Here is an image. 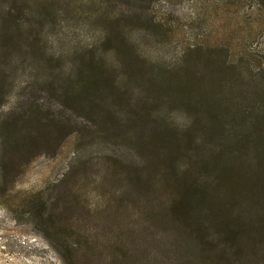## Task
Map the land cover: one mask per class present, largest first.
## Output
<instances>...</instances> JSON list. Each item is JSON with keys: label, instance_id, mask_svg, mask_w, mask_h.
I'll return each instance as SVG.
<instances>
[{"label": "rangeland", "instance_id": "374dc122", "mask_svg": "<svg viewBox=\"0 0 264 264\" xmlns=\"http://www.w3.org/2000/svg\"><path fill=\"white\" fill-rule=\"evenodd\" d=\"M36 2H0L5 13L7 7L11 11L15 7L22 22L37 23L38 46L44 56L56 61L58 71L49 81H54L52 95L49 83L43 80L44 68L36 69L31 58H16V68L7 66L12 83L10 89H1L0 103L4 106L0 115H9L14 127L21 122L32 125L33 131L28 134L22 128L26 140L10 138L9 142L1 140L0 133V173L8 165V177L0 176V264H65L55 247L57 242L79 240L86 228L94 235L101 227L113 229L129 222L132 211L127 203L113 215L106 211L109 195L121 191L123 185L119 176L107 174L108 168L99 161L104 155L119 153L123 158L119 168H140L138 151L127 136L122 140L112 136L119 127L114 125L112 130V119L123 124L127 116L136 119L137 111L140 116L146 114L147 121L133 141L178 140V130L186 133L190 128L189 140H217L212 130L205 131L203 121L209 110H202L204 97L214 88L212 68L223 72L231 58L243 53L241 68L243 65L244 73L250 70L251 74L245 86L250 90V86H259L262 93L264 82V0H48L40 12ZM114 21L117 25H110ZM112 43L145 70L146 80L150 77L154 81L148 85L134 76L139 87L148 85L145 91L139 93L132 78L125 83L127 75L110 51ZM213 45L220 47L214 61L190 76L188 66L194 61L188 60L191 50L209 60L207 46ZM85 54L114 63L110 77L130 93L136 107L104 102L93 112L86 110L89 105L75 107L65 101L60 94L72 96L81 87L76 80L81 75L73 73L71 62ZM92 67H85L83 76ZM103 69L99 72L104 75ZM37 79L41 82L36 83ZM223 86L212 92V100H230L246 88L242 81L233 79ZM33 102L41 104L39 111L28 110L35 106ZM50 117L55 119L52 123ZM164 120L167 123L163 124ZM145 160L152 162L149 157ZM76 253L81 264H90L80 249Z\"/></svg>", "mask_w": 264, "mask_h": 264}, {"label": "trees", "instance_id": "16d2710c", "mask_svg": "<svg viewBox=\"0 0 264 264\" xmlns=\"http://www.w3.org/2000/svg\"><path fill=\"white\" fill-rule=\"evenodd\" d=\"M38 1L35 5L40 12L48 0ZM14 8L11 11L7 7L5 13V8L0 7V100L3 86L4 90L10 89L12 83L7 66L16 68V58L24 61L31 58V64H36V69L42 66L43 77L46 75L42 79L49 83V92L55 95L51 85L54 81H49L58 76L56 61L41 52L42 47L37 43V23L34 20L22 22ZM115 24L114 21L110 25ZM116 29L123 35L120 29ZM113 43L118 44L115 40ZM113 43L110 51L127 75L125 83L127 78H132L139 93L142 89L145 91V87L154 81L150 77L146 80L145 70L125 58ZM214 46H207L210 48L209 60L201 57L195 49L191 50L188 60L194 61L192 67L188 66V70H192L190 76L203 71L204 66L215 58L220 47ZM244 57L241 53L231 58L223 72L217 67L212 68L215 75L210 81L214 88L204 97L206 101L202 110H209L203 121L204 129L207 133L208 129L212 130L217 140H189L190 128L186 133L178 130V140L150 138L133 141L147 121L146 114L140 116L137 111L136 119L127 116L123 124H115L112 119V130L114 125L119 126L114 131L117 136H112L117 140L127 136L128 142L138 151L140 168H135L136 171L119 168L120 160H123L119 153L104 155L99 161L101 166L108 168L107 174L119 176L123 185L121 191L112 189L114 192L109 195L106 211L113 215L112 212L123 210L129 204L128 209L132 211L129 212V222L113 229L111 226L101 227L94 235L89 234L86 228L80 241L57 242L55 247L65 264H81L77 260L78 249L88 256L90 264H264V82L260 86L262 93L258 91L259 86H250L251 90L245 86L248 84L246 78L251 74L250 70L244 73L243 65L241 68ZM71 63L73 73L81 75L76 79L81 87L75 89L72 96L66 92L60 95L65 101H71L72 106L89 105L86 110L93 112L98 109L99 103L104 102L136 107L130 93L110 77L114 63H109L106 57L85 54ZM194 65L200 67L194 68ZM85 67L92 69L83 76ZM100 68H104V75L99 72ZM101 74L105 78H101ZM134 76H139L140 81H147L148 85L139 87ZM197 78L202 80L199 76ZM228 79L242 81L246 88L232 95L230 100H212V92L224 89L223 83ZM38 80L35 82H41ZM188 82L185 81L186 86ZM51 94L48 96L51 97ZM3 106L4 103H0V108ZM33 106L28 110L37 112L41 109V104L33 102ZM0 116L1 140H26L21 134L22 128L28 130V134L33 131L30 129L32 125L21 122L14 127L10 124L9 115ZM53 119L50 117L49 121L52 123ZM124 133L126 135H122ZM235 134L237 138H234ZM210 136L213 137L212 134ZM80 137L83 138V135ZM139 157H149L152 162L146 163L145 158ZM6 166L0 173L3 178L8 177Z\"/></svg>", "mask_w": 264, "mask_h": 264}]
</instances>
